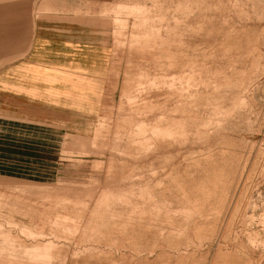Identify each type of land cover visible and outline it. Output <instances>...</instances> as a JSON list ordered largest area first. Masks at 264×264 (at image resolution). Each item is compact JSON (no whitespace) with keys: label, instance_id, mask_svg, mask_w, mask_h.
Instances as JSON below:
<instances>
[{"label":"rangeland","instance_id":"374dc122","mask_svg":"<svg viewBox=\"0 0 264 264\" xmlns=\"http://www.w3.org/2000/svg\"><path fill=\"white\" fill-rule=\"evenodd\" d=\"M38 18L100 67L0 109V264H264V0H0V67Z\"/></svg>","mask_w":264,"mask_h":264},{"label":"crops","instance_id":"0c3cea01","mask_svg":"<svg viewBox=\"0 0 264 264\" xmlns=\"http://www.w3.org/2000/svg\"><path fill=\"white\" fill-rule=\"evenodd\" d=\"M50 1L79 10V0ZM64 13L73 17L69 11ZM39 20L36 21L34 40L26 55L0 67V109L6 107L19 115L26 109L21 103L23 100L28 105L49 104L79 113V74H83L84 67H100V56H91L90 53L85 57L83 43L79 40L78 21L48 26V22ZM40 114L34 116L27 112L26 116L35 119L37 115L42 116Z\"/></svg>","mask_w":264,"mask_h":264}]
</instances>
